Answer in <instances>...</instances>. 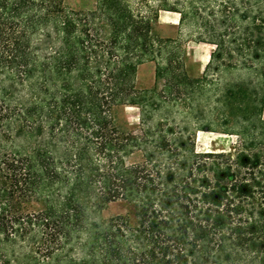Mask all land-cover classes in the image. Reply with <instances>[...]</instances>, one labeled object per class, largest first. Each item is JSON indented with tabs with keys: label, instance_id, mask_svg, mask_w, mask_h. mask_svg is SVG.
I'll return each mask as SVG.
<instances>
[{
	"label": "trees",
	"instance_id": "1",
	"mask_svg": "<svg viewBox=\"0 0 264 264\" xmlns=\"http://www.w3.org/2000/svg\"><path fill=\"white\" fill-rule=\"evenodd\" d=\"M161 10L180 14L179 36L156 32ZM192 38L215 45L200 77ZM145 62L151 88L136 85ZM227 68L259 78L215 100L216 126L251 151L197 153L158 113L198 110ZM120 105L139 108L140 133ZM263 110L264 0H0V264H264ZM117 200L134 215L103 218Z\"/></svg>",
	"mask_w": 264,
	"mask_h": 264
},
{
	"label": "rangeland",
	"instance_id": "2",
	"mask_svg": "<svg viewBox=\"0 0 264 264\" xmlns=\"http://www.w3.org/2000/svg\"><path fill=\"white\" fill-rule=\"evenodd\" d=\"M64 5L74 9H88L92 3V0H63ZM165 10L159 12L163 13ZM166 15L163 18L164 23H174L177 17H180V14H172L171 12L164 13ZM160 20L155 25L156 32L161 36L165 37H177L179 36V25L177 31L160 26ZM197 22V19L192 17L188 19L187 25L183 27L181 34L182 40H185L188 37V33L193 30V25ZM175 33V36H174ZM201 42V41H200ZM194 38L189 39L183 44L184 49V64L188 61H194L199 54V44L200 43ZM215 49V45L212 46ZM203 59V58H202ZM146 66L140 69L139 80L137 87L139 88H151L146 87L150 84L149 75L153 71L155 72V63L154 62H145ZM190 66V65H189ZM186 72L191 77H200L193 76L192 70L185 65ZM209 82L205 89L202 90L201 94L196 93V99L193 101V105L198 107V110L190 111L182 107L175 108H163L157 117L165 116L168 118V122L173 125L174 132L176 136L180 137L184 141H189L194 144L195 151L197 153H220L225 152L230 155H235L241 150L251 151L247 148V143L249 141L246 139L243 141L237 130H231L228 132H223L222 127L216 126L217 123L223 121V116L221 110L219 109L220 104L216 102V96H219L223 93V90L229 85L241 82V81H251L252 86L259 85V78L256 72L243 68H227L220 69L217 73L215 71H209ZM162 80L159 82V87L162 85ZM116 121L117 123L125 129L134 130L136 133H140V120H139V108L133 105H120L116 108ZM211 120L214 125L209 130L200 128L196 123H205L208 120ZM189 138L191 140H189ZM260 147H264L262 144H259ZM244 171V170H242ZM243 175V174H242ZM115 214H128L130 216L134 215L133 206L124 200H117L110 202L102 211L101 215L103 218H109Z\"/></svg>",
	"mask_w": 264,
	"mask_h": 264
},
{
	"label": "crops",
	"instance_id": "3",
	"mask_svg": "<svg viewBox=\"0 0 264 264\" xmlns=\"http://www.w3.org/2000/svg\"><path fill=\"white\" fill-rule=\"evenodd\" d=\"M167 12H171L172 14H177V12H173V11H164L163 13H160L159 14V20H160L159 23H160V26H164V27L169 26L168 28L177 31L180 17H177L175 19V22L174 23H170L169 22L168 25H166V23H164L163 18L166 17V15H164V13H167ZM174 36H175V33H174ZM198 44H199V54H198V57H200L201 59L196 58V60L194 59V61H188L189 59H187V61H185L186 62L185 65L192 70L193 76H199L201 73H203L204 68H205L206 64L208 63V61L210 59V55L214 51V49L212 47L213 44H211V43L200 42ZM142 66H146L145 63L140 64L138 66L136 83H138V80H139L140 69L144 68ZM154 80H155V72L153 71L149 75L150 84L147 85L146 87H150L151 85H153L154 84ZM263 118H264V110H263Z\"/></svg>",
	"mask_w": 264,
	"mask_h": 264
}]
</instances>
